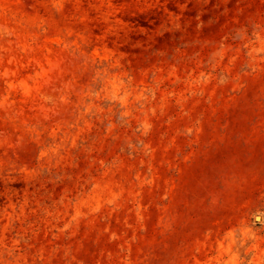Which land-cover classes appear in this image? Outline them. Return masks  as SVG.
Segmentation results:
<instances>
[{"label": "rangeland", "instance_id": "rangeland-1", "mask_svg": "<svg viewBox=\"0 0 264 264\" xmlns=\"http://www.w3.org/2000/svg\"><path fill=\"white\" fill-rule=\"evenodd\" d=\"M0 264H264V0H0Z\"/></svg>", "mask_w": 264, "mask_h": 264}]
</instances>
